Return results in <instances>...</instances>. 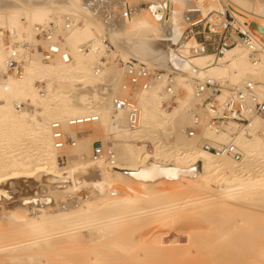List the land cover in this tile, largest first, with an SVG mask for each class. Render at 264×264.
<instances>
[{"label": "bare ground", "instance_id": "obj_1", "mask_svg": "<svg viewBox=\"0 0 264 264\" xmlns=\"http://www.w3.org/2000/svg\"><path fill=\"white\" fill-rule=\"evenodd\" d=\"M101 1L0 0V28L8 32L6 43L0 40V210H4L0 215V264H102L103 261L107 264L110 258L107 262L102 259L106 251L127 256L135 246H144L145 242L161 245L159 237L144 239L141 245L137 239L135 245L131 243L135 239L130 241L129 236V240L125 237L131 228L124 229L126 217L128 221V216L152 211L140 207L141 202L152 208L157 202L177 195L188 198L205 194L204 200L196 199L200 204L195 209L187 211L198 217L224 209L223 203H231L229 207H232V204L247 206L255 202L264 207V172L259 171L255 176L250 171L257 163L264 165V143L257 132L264 131V120L253 117L248 124L229 120L220 130L211 129L205 117L207 113L199 105L204 94L197 96L195 89V77L208 76L219 83L221 97L247 81H253L259 96H264V33L258 29H264V1L153 0L146 13L141 6H132L129 0H103L117 9L120 5L124 8L112 16L116 18L109 13L107 21L98 14ZM224 6L241 29L252 33L255 54L238 38L235 45L218 57L208 52L193 54L190 48L197 44L194 36L191 42L181 41L180 22L186 18L188 9L194 7L204 17L216 11L225 18ZM113 8L110 11L114 12ZM50 22L54 24L53 40L70 55L68 63L59 55L42 60L39 46L45 47L49 41L39 37L35 27ZM104 40L114 47L112 52ZM20 41L30 43L33 50L19 47ZM176 42L180 46L175 47ZM82 46L86 48L83 50ZM13 47L24 61L20 76L11 73L6 65ZM180 54L189 60L178 63ZM114 55L120 60L113 58ZM130 58L150 69L161 70L163 78L153 81L148 89L123 88L126 82L123 63L134 60ZM168 74L173 77L172 94L166 92ZM36 81L45 83L43 93L37 89ZM113 96H127L136 101L140 111L136 129L128 127L125 110L112 109ZM174 96L178 105L171 112L162 109V100ZM20 102L25 107L19 110L15 104ZM194 113L201 120L197 133L190 137L188 127L192 126ZM85 114H96V126H99L77 131L75 126L68 125L70 118ZM53 120L60 122L63 132L74 137V146L53 148L49 129ZM99 131L106 138L113 136L121 145L114 168L90 158L92 143L100 139ZM157 131L171 138L169 144H161L157 139L151 153L135 146L134 142L143 141ZM200 138L233 142L241 150L242 159L215 156L197 146ZM24 142L32 145L28 147ZM59 155L66 156L65 167L58 163ZM39 193L42 197L38 202L35 195ZM135 219L137 216L130 223L135 225ZM87 226L96 229L95 233L83 234L82 229ZM252 234L255 238L256 233ZM176 244L169 243L171 252L187 257L195 253L191 250L193 245ZM253 246L255 252L257 247ZM134 253L141 257L137 251Z\"/></svg>", "mask_w": 264, "mask_h": 264}, {"label": "rangeland", "instance_id": "obj_2", "mask_svg": "<svg viewBox=\"0 0 264 264\" xmlns=\"http://www.w3.org/2000/svg\"><path fill=\"white\" fill-rule=\"evenodd\" d=\"M129 1H130V4L132 3L131 4L132 6H141L143 8L144 12L147 11L146 13H148V11H150V8H151L150 5L154 3L153 0L152 1L151 0H129ZM107 2L110 5L112 4L109 1H107ZM107 2L103 1L102 3L99 4L100 7L98 6V8H99L98 9V14H99L100 18L101 17L103 18V19L101 18V20H103V21H107L108 19H106V18L110 14H111L110 15L111 17L112 16H116L117 14L120 13V11L122 9L124 10V8H122V5H120L118 7V9H117L112 4L111 7L112 8L114 7L113 8L114 12H112V11H110V10H112V8L109 5L107 6V4H108ZM95 5H96V2H95V4L93 6H95ZM224 7H225V12L224 13L226 14L227 13L226 10L228 8L226 6H224ZM107 9L109 10V12H107L108 11ZM196 11H197V14L199 15V17L203 19L202 22L197 27H195L192 30V32L189 33V35L191 36L190 38H185L186 33L184 32V34H183V31H184L185 27L187 26L188 22H187L186 18L183 19L180 22V24L183 26L181 41H189L190 39L192 40V38L194 36L193 33L197 32V31H201L202 30V25H204V23L206 21H207V25H208V22H210L212 20L220 19L221 17L223 18V15L222 14H218V12H216V11L210 12V14H208L206 17H204L199 10L196 9ZM101 13L104 14V15H102ZM230 14H231V12H230ZM231 16L233 17L232 21H234L233 24L238 26L239 23L237 22L236 18L232 14H231ZM112 18H116V17H112ZM210 19H212V20H210ZM195 37H196V39L198 41L202 40V34L200 32L196 33ZM61 38L62 37L60 36V39ZM191 40L189 42H191ZM104 43H106V45L108 46V51L110 50V52H112V50H114V47L111 45V43H108V41H106V40H104ZM175 45H178V43L176 42ZM113 58L117 59L118 61L120 60V58L117 55H114ZM100 59H102V58H100ZM130 59H134V58H130ZM134 60H136V59H134ZM43 85H45L44 82H43ZM175 97L176 96L171 97L172 100H173V103L171 105L169 104L170 106L168 108L163 106V101L165 100V99H163L162 103H161V108L167 110L168 112H171L172 108L178 105V102H177ZM205 117L207 119V115ZM187 122L189 123L190 119H188ZM96 124H98L97 121L94 122V123H91L90 125H86V126H83V127L82 126H75V128L77 129V131H79V130H90V129L92 130V129L96 128L97 126H99V125L96 126ZM156 133L151 135L153 137L146 136L147 138H145L143 141L134 142L135 146H137V147H139V146L141 147L142 146L145 151L151 153L155 149L154 141H157V139H158V142L161 143V144H169L168 142H169V140H171V138L170 139L165 138L163 133H161L160 131L159 132L157 131ZM196 133H197V130H196ZM190 137H192V136H190ZM99 138H106V136L101 131H99ZM202 140H204V138H200L198 141L203 142ZM198 141H197L196 144H197V146L201 147V144ZM206 141H208V140H206ZM210 142L215 143V144L218 143V142L213 141V140H211ZM24 143H26L28 147L32 145L30 142H24ZM111 144L114 147V149L116 150V155H117V153L121 150V147H119L121 145L117 144V141H116L115 138H113V136H111ZM119 148H120V150H119ZM169 162H172V160H169ZM59 164H60V166L63 165L62 163H59ZM65 166L66 165H63V167H65ZM261 170H263V171H261ZM250 171L255 176L259 175L260 172H261L260 174H262L264 172V165H262V163L261 164L257 163L256 165H253L250 168ZM37 179H38L39 183L41 182L40 180H42L41 177H39ZM30 190L28 189L29 192H30ZM40 196L42 197V195H40V193L36 194L35 195L36 200L38 198H41ZM187 196L188 195H180V196L177 195V196H174L173 199H172V197H170V198L166 199V201L163 200V201H160V203L157 202V204H160V205L155 204V206H152V208L147 207L146 203L141 202L142 204L140 203V207L143 205L144 207H142V208H144L145 210L151 209L152 211H150V212L147 211V212H143V213L141 212V213L136 214L134 216L133 215L132 216H128L130 219H132V221H131L128 218L129 222L127 221V217H126V221L129 224L126 221H123V223L125 222L124 223L125 224L124 229L125 228L127 229V228L131 227V228H129L127 230V233H126L127 235L125 234L126 238L129 236L130 241H131V238H132V240L135 239L131 243H135V245H136L137 244L136 242L139 241L140 242L139 244L141 245V244H143V243H141V241L143 242L144 239H145V241L146 240L150 241V240H152L154 238H158L159 237L160 240L164 243V245H163V243H160L161 245L157 244V246H156V244L153 245L151 242H147V244L145 242L144 246H139V245L135 246L134 247L135 250L132 249L134 251H131L133 253L130 252L132 255L130 253H128L129 256L128 255L127 256L129 257L128 258L129 260L127 259V256H125L123 254L122 255L125 256V258L123 260L121 258L122 255H120V254H118L119 256H116V253H114V252H113L114 255L110 254L109 252L112 253V251H106L107 253L105 252L106 254L103 255L102 259L104 258L106 260V262H107V260L110 258V260H112L113 262H111L110 260L108 262L111 263V264H115V263L116 264L117 263L118 264H124V263L125 264H239V263L240 264H256V263L257 264H260V263L263 264L264 263V254L263 253L262 254L259 253V251L261 249H262L261 251H263L262 246L264 247V238H263L264 237V207L262 206V204L258 205L259 203L257 204V203H255L253 201L254 204H248L247 203V206L246 205H244V206L242 205L241 206V204H237V205L236 204H232L231 205L232 207H229L231 203H223V204H226V205H223V206L224 207L225 206L228 207L227 209H226V207L225 208L223 207L224 209H215L214 211L211 210V212H213V213L206 212L203 215H201V217H202L201 218L200 216L199 217L198 216H194L191 213L194 216L193 217L187 211L190 212V210L195 209V206H198L200 204V203H197L198 201H196V199L200 198L201 200H204V199H202L203 198L202 196H205V194L203 195V194L199 193L198 196H190L188 198H187ZM14 199H15V202L18 200L17 197L14 198ZM39 200L40 199H38V202H39ZM0 202H2V200H0ZM144 204H146V207H145ZM0 207H1V203H0ZM154 208H155V210H153ZM1 210H0V215H1V212L4 213V210H2V211ZM153 211H154V213H153ZM188 214H190L189 215L190 217L188 216L187 222H186L185 219H186ZM136 216H137V219H135V221L136 220L137 221L135 222V225H133L132 223H133L134 217L136 218ZM179 221H181V222H179ZM255 221H256L257 225H256V223H254L255 225L253 224V222H255ZM130 222H132V223H130ZM239 223H240V225H239ZM244 223H245V225H244ZM246 223H247V227H246ZM0 224H1V222H0ZM130 224H132V225L130 226ZM251 225L254 226L255 229H253V227ZM88 227L89 226L84 227L85 230H84V228L82 229L83 230V232H82L83 234L86 235L87 234L86 232L90 233V231L92 233H95L94 230H96V229H94L92 226H91L92 228L91 227L88 228ZM249 227H250V230L248 229ZM251 227H252V229H251ZM90 229H92L94 232L92 230H90ZM241 231H243V233ZM250 231H252V232H250ZM193 232H199V234L196 235ZM238 232H239V234H237ZM253 232H254V234L256 233L254 235V237L257 238L256 240H255V238H253V234H252ZM220 235H221V237H220ZM192 236L193 237L195 236L194 239L196 241L194 239L193 240H194V242L196 244H192L191 243V241L193 242ZM257 236H259V237H257ZM225 237H227V238H225ZM242 237H244V238L242 239ZM140 238L141 239L143 238V239L141 240ZM148 238H150V239H148ZM189 238H191L190 241L188 240ZM199 238L200 239L202 238L203 240H206V241L202 242V239L200 240ZM258 239H259V241H258ZM247 240L248 241L250 240L251 242L250 241L248 242ZM253 240H255V241H253ZM188 241H189V243H188ZM238 242L240 244H242V245L237 244ZM148 243H151V245L150 244L148 245ZM165 243H167L166 246H168L169 243H173V245H175V243H178L179 245H182V246L183 245H185V246L186 245L187 246H190V245L192 246L193 245L191 247V250H194L195 253L192 254L191 256H188V257L187 256L178 255V254H176L173 251L175 253L174 254L170 250V245L168 246L169 247L168 248V247L165 246ZM178 244H176V245H178ZM202 244H204L203 247L201 246ZM254 244L256 245L255 247H257L255 249V252H254V249H253L254 248V246H253ZM198 245L201 246V247L198 248L199 247ZM235 245H236V247L237 246L238 247L235 248ZM158 246H159V249H162V251L161 250L157 251ZM140 248H143V249H141V251H140ZM165 248H166V250H165ZM167 248H168V250H167ZM257 249H259L258 252H257ZM203 250H205V251H203ZM135 251H137L139 254H141L140 258L139 257L137 258L138 254L134 253ZM143 251H145V252H143ZM244 252H246V253H244ZM144 253H146V254H144ZM107 254L108 255L110 254L109 256H107L108 258L104 257ZM158 254H160V255H158ZM227 254H229V255H227ZM112 255H113V257H112ZM244 255H246V256H244ZM115 256H116V259L114 260ZM224 256H226V257H224ZM130 257H131V260H130ZM134 258H137V259H134ZM134 260H135V262H134ZM256 260H259L258 261L259 263ZM261 260H262L263 263L260 262ZM123 261H125V262H123ZM103 262H102V264H103ZM108 262H107V264H108Z\"/></svg>", "mask_w": 264, "mask_h": 264}, {"label": "built area", "instance_id": "obj_3", "mask_svg": "<svg viewBox=\"0 0 264 264\" xmlns=\"http://www.w3.org/2000/svg\"><path fill=\"white\" fill-rule=\"evenodd\" d=\"M264 1V0H261ZM225 18L215 19L210 22L207 21L202 25V30L194 32L202 34V40H197V44L190 48L193 54L199 53H211L215 57L224 54V51L237 43V38L255 54L257 52L255 41L252 33L246 29L243 30L239 26L232 23L233 17L229 10H226ZM187 26L184 32L185 38H190L189 35L192 30L197 27L202 18L197 14L196 8L188 9L186 12ZM195 15V16H194ZM70 26L67 21L66 28ZM207 26V27H206ZM53 27L52 22L44 25H36L35 30L39 37H43L48 40V44L45 47L40 48L42 60L48 61L55 55H59L61 59L68 63L70 61V55L53 40ZM8 32L0 28V40L6 43V34ZM196 38V37H195ZM19 47L25 51L33 50V46L26 42L20 41L17 43ZM180 44L175 45V47ZM86 47L82 46L84 50ZM210 51V52H209ZM189 60L186 56L180 54L177 58L179 62H185ZM23 59L19 55V51L16 47L9 52L6 65L9 71L15 75L20 76L23 72ZM125 66L126 82L123 88L135 89H148L153 81L163 78V72L159 69H150L146 64L137 60H130L123 63ZM192 72H196V68H192ZM166 92L168 94L173 93L171 84L173 83L172 74L166 75ZM37 89L40 93H43V82H35ZM195 89L197 96L202 97L201 103L207 113V124L211 129L220 130L223 123L229 120L235 121L240 124H248L253 117H259L264 120V96L260 97L253 81H247L241 86L235 87L229 94L221 97V89L219 83L212 77H195ZM112 109L114 111L125 110L126 121L130 129H136L140 124V111L136 101L127 96H113L110 100ZM173 103L171 99H165L163 106L168 108ZM170 104V105H169ZM17 109L25 107L23 102L15 104ZM97 120L96 114H85L76 117H72L68 120V125L76 126L80 124L90 123ZM200 117L194 113L192 126L188 127L189 136H193L196 133L198 125L200 123ZM50 136L52 139L53 148L60 150L66 146H74V137L63 132L61 124L58 121H51L49 124ZM261 134L264 143V131H257ZM201 147L212 152L215 156H229L236 161L242 159V152L236 144L233 142L227 143H212L210 141H203ZM90 158L93 162H104L109 167L117 166L116 151L111 144V139L100 138L94 141L91 145ZM58 163L64 164L66 162L65 155H59L57 157Z\"/></svg>", "mask_w": 264, "mask_h": 264}, {"label": "water", "instance_id": "obj_4", "mask_svg": "<svg viewBox=\"0 0 264 264\" xmlns=\"http://www.w3.org/2000/svg\"><path fill=\"white\" fill-rule=\"evenodd\" d=\"M258 29H259L261 32H263V33H264V29H263V28H261V27H258Z\"/></svg>", "mask_w": 264, "mask_h": 264}]
</instances>
